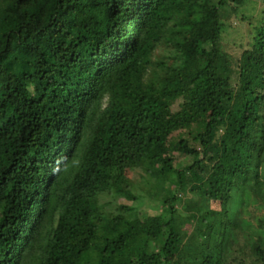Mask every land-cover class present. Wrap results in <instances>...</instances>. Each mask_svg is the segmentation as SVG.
<instances>
[{"label": "trees", "instance_id": "obj_1", "mask_svg": "<svg viewBox=\"0 0 264 264\" xmlns=\"http://www.w3.org/2000/svg\"><path fill=\"white\" fill-rule=\"evenodd\" d=\"M243 1L0 0V264H264Z\"/></svg>", "mask_w": 264, "mask_h": 264}, {"label": "rangeland", "instance_id": "obj_2", "mask_svg": "<svg viewBox=\"0 0 264 264\" xmlns=\"http://www.w3.org/2000/svg\"><path fill=\"white\" fill-rule=\"evenodd\" d=\"M263 0H244L243 3L236 7V11L230 14L229 18H226V27L222 33L221 41L223 47L232 53H239L240 48H245L250 45L255 34V28L259 25L263 18ZM132 173H129L131 176ZM106 199L111 204L129 203L121 199L115 193H110L106 196ZM250 218L261 214L262 209L256 208L255 205L249 206Z\"/></svg>", "mask_w": 264, "mask_h": 264}]
</instances>
